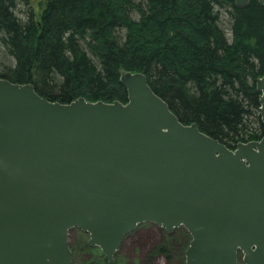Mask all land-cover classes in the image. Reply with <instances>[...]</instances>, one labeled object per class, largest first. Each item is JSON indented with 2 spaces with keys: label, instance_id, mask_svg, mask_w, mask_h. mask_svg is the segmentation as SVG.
I'll list each match as a JSON object with an SVG mask.
<instances>
[{
  "label": "water",
  "instance_id": "obj_1",
  "mask_svg": "<svg viewBox=\"0 0 264 264\" xmlns=\"http://www.w3.org/2000/svg\"><path fill=\"white\" fill-rule=\"evenodd\" d=\"M120 82L126 103L62 104L0 79V264H71L74 228L111 262L145 223L188 232L185 264H264V134L229 149L144 74ZM256 88L264 125V76Z\"/></svg>",
  "mask_w": 264,
  "mask_h": 264
},
{
  "label": "trees",
  "instance_id": "obj_2",
  "mask_svg": "<svg viewBox=\"0 0 264 264\" xmlns=\"http://www.w3.org/2000/svg\"><path fill=\"white\" fill-rule=\"evenodd\" d=\"M28 2L0 0V79L62 104L126 103L122 73H142L182 124L229 149L262 138L257 1L46 0L38 17L21 19L18 4Z\"/></svg>",
  "mask_w": 264,
  "mask_h": 264
},
{
  "label": "rangeland",
  "instance_id": "obj_3",
  "mask_svg": "<svg viewBox=\"0 0 264 264\" xmlns=\"http://www.w3.org/2000/svg\"><path fill=\"white\" fill-rule=\"evenodd\" d=\"M45 1L46 0H29L28 3H19L16 15L21 19H25L28 12L33 11L38 17ZM226 34L229 36V33ZM1 61L4 62L2 56L0 57V62ZM3 64L0 63V72L3 70ZM138 231L140 234L147 233V236L145 238L143 237L141 240V244H139L141 245L140 247L138 243L133 247L131 240L137 237L138 234H131L133 236L130 239L127 238L124 243H122L118 256L119 264H185V252L189 246L191 237L189 234L188 236L184 235V231H186L184 228L180 227L168 233L155 224L146 223L139 226ZM70 234L71 248L74 249L76 255V260H74L73 264H83L81 256L82 250L79 248L76 249V245L73 244L75 237H77V233L74 238V234L72 232ZM160 248H164V250L161 251ZM77 251H79L78 254ZM241 258L242 255L239 254L238 264H244Z\"/></svg>",
  "mask_w": 264,
  "mask_h": 264
},
{
  "label": "flooded vegetation",
  "instance_id": "obj_4",
  "mask_svg": "<svg viewBox=\"0 0 264 264\" xmlns=\"http://www.w3.org/2000/svg\"><path fill=\"white\" fill-rule=\"evenodd\" d=\"M141 225H139V226H141ZM139 226L134 231L128 233L127 235H125L122 238V241H121L119 248L116 251H114V253L112 255L111 262L108 261L106 255L103 253L102 249L99 246L90 244V236L88 233L83 232L77 228H74V229L70 230L69 234L72 232L74 234V236H73V238H74L76 236V233H77V237H75V240H74L75 242L73 241V244L76 245L75 246L76 249L79 248L82 250L81 256H82L83 264H119L118 256L120 253L119 251H120V248L122 246V243H124V241L127 238L130 239L134 234H138L137 237H135L134 239L131 240L132 246L135 247V245L137 243H138V245L141 244L140 242L143 239V237L145 238L147 236V233H145V234L139 233V231H138ZM131 234H133V235H131ZM70 235H68V245H69V248L71 250V255H72V263L71 264H73L74 260H76L75 259L76 255L74 253V249L71 248L72 245L70 244ZM140 246L141 245H139V247ZM78 253H79V251H77V254Z\"/></svg>",
  "mask_w": 264,
  "mask_h": 264
}]
</instances>
